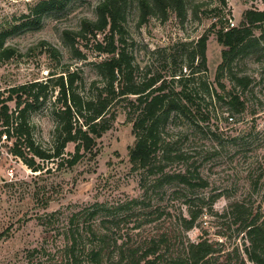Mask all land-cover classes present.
Masks as SVG:
<instances>
[{
  "label": "rangeland",
  "instance_id": "rangeland-1",
  "mask_svg": "<svg viewBox=\"0 0 264 264\" xmlns=\"http://www.w3.org/2000/svg\"><path fill=\"white\" fill-rule=\"evenodd\" d=\"M39 1L0 0V31L32 20L31 10ZM94 1L73 0L54 17H46L37 26L7 38L5 45L14 50V55L0 62V90L44 82L51 72L69 68L77 69L82 77L77 83L79 94L92 95L96 86L101 85L94 63L104 56L97 55L90 45L82 44L79 48L86 59L76 58L67 51L60 32L76 28L83 16H91ZM192 3L198 7L193 11L191 4L188 5L183 21L174 12H169L167 20L161 22L150 17L140 27H137L136 10H131L124 46L132 55L134 75L141 79L155 74L168 75L174 70L180 74L181 70V74L189 76L195 70L196 62L191 65L188 55L197 39L206 34V72L200 75L201 79L210 82L218 93L241 94L245 109L236 115L223 102L210 103L206 99L199 104L200 113L208 112V121L200 120L199 115V120L196 118L194 123L181 117L169 122L163 138L172 143L181 159L167 165L166 171L191 172L197 168L206 185L193 191L176 183L156 189L152 203L165 209V215L156 223H149L157 218L155 208L147 217L144 213L124 212L128 214L126 220L121 219L124 215L119 213L117 226L112 231L114 238L110 235L118 244L126 239L136 240L138 235L132 228L137 222L144 224L140 229L142 235L165 229L170 231L169 244L174 248L186 239L197 242L204 230L207 238L214 240L220 224L209 214H203L196 227L186 233L176 229L175 217L180 210L185 214L184 196L188 194H192L194 200L220 194L211 206L213 213L221 214L230 202L241 200L253 213L264 215V55L242 59L241 54L236 55L230 63L231 73L224 71L221 78L225 90H220L215 82L223 50L217 42L216 30L220 26L231 27V23L237 26L245 10H264V0H194ZM220 21L223 22L221 25ZM97 39L102 40V35ZM48 46L58 50L60 57L57 60L46 52ZM232 74L247 78L244 90L236 87L231 80ZM189 88H196V84ZM51 94L55 92H47L48 96ZM7 104L14 111V102ZM48 107L41 105L27 117L34 140L44 148L51 144L54 127ZM196 108L194 105L192 110ZM11 144L12 140L8 141L5 145L7 154L0 155L4 166V177L0 181V264H67L71 258L67 247L71 240L68 222L73 213L95 203L117 207L141 194L139 178L142 170L133 169L128 160L129 148L134 144L131 123L120 110L110 129L96 140L91 152L71 168H57V161L44 162L43 171L33 173L10 153ZM64 152L65 158H69L74 153V145L68 144ZM8 169H12L11 176L7 175ZM174 190L181 194L173 196ZM207 202L194 203L207 206ZM227 225H222L221 232H226L227 244L234 245L239 242V236L226 229ZM95 244L101 245L92 236L78 239L80 264H92L88 254Z\"/></svg>",
  "mask_w": 264,
  "mask_h": 264
},
{
  "label": "trees",
  "instance_id": "trees-1",
  "mask_svg": "<svg viewBox=\"0 0 264 264\" xmlns=\"http://www.w3.org/2000/svg\"><path fill=\"white\" fill-rule=\"evenodd\" d=\"M72 1L41 0L31 10L34 16L32 20L1 30L0 62L14 55V50L5 45L7 38L37 26L46 17H54ZM192 1L95 0L91 16H83L76 28L62 29L61 40L67 51L76 58L86 59L79 48L82 44L90 45L97 55L104 56L94 63L101 85L96 86L92 95L79 94L77 83L82 81V77L77 69L69 68L58 73L51 72L44 82L0 90V136L4 135L7 142L12 140L10 153L33 173L43 171L44 162L57 161V168L76 165L86 153L91 152L96 140L110 129L119 110L131 123L134 144L129 148L128 160L133 169L138 167L142 170L139 178L141 194L117 207L95 203L73 213L68 222L71 240L67 247L71 258L67 264H80L78 239L91 236L101 244H95L88 254L92 264H103L104 261H108L107 264H264V215L261 212L253 213L241 200L230 202L221 214L213 213L211 206L220 194L198 200H194L192 194L185 195V214L180 210L175 217L176 229L186 233L196 227L203 214L215 216L220 225L214 240L208 239L204 230L197 242L186 239L174 248L169 244L170 231L165 229L142 235L140 229L144 224L141 222L132 228L138 235L135 241L126 239L118 244L117 239L110 236L114 238L112 231L117 226L115 223L119 213L120 216L124 215L121 219L126 220L128 214L124 212L144 213L147 217L153 214L150 210L155 208L157 218L149 223H156L165 215L164 208L161 210L159 205L152 203L156 189L171 183L182 185L189 191L205 187L197 168L191 172L166 171L167 165L181 159V155L172 148V143L163 138V131L170 121L181 117L194 123L196 118L199 120V115L200 120L208 121V112L200 113L199 104L206 99L210 103L223 102L233 114L244 112L241 94L218 93L210 82L200 77L206 72V34L197 39L188 55L191 65L196 62L195 70L189 76L181 74V70L180 74L174 70L168 75L155 74L141 79H136L134 75L132 55L124 46L126 22L131 10H136L137 27L146 24L150 17L163 22L167 20L169 12H174L183 21L188 5L191 4L193 11L198 7ZM222 23L220 21V25ZM99 35H102V40L97 39ZM216 39L223 50L215 82L224 91L221 78L224 71L231 73L230 63L236 55L241 54V59L262 58L264 55V10H245L237 26H220L216 30ZM46 52L53 60L60 57L53 47L48 46ZM231 80L241 90L248 84L244 76L232 74ZM195 84L196 88H189ZM47 92L55 94L48 96ZM10 101L14 102V111L8 107ZM45 104L49 106L54 127L51 144L44 148L34 140L27 117L31 111ZM194 105L197 107L195 111L192 110ZM228 119L232 120L231 117ZM68 144L74 145V153L65 158L64 149ZM180 191L174 190L172 195L181 194ZM199 200H207V206L194 203ZM80 219L82 223L79 224ZM225 223L228 224L226 229L233 230L239 236L238 243L227 244L229 238L226 232H221Z\"/></svg>",
  "mask_w": 264,
  "mask_h": 264
},
{
  "label": "built area",
  "instance_id": "built-area-1",
  "mask_svg": "<svg viewBox=\"0 0 264 264\" xmlns=\"http://www.w3.org/2000/svg\"><path fill=\"white\" fill-rule=\"evenodd\" d=\"M231 27L234 26L233 23L230 24ZM7 144V141L5 140V136L2 135L0 136V155H3V154H7V149L5 147V145ZM12 169H8L7 170V175L11 176L12 174Z\"/></svg>",
  "mask_w": 264,
  "mask_h": 264
},
{
  "label": "crops",
  "instance_id": "crops-1",
  "mask_svg": "<svg viewBox=\"0 0 264 264\" xmlns=\"http://www.w3.org/2000/svg\"><path fill=\"white\" fill-rule=\"evenodd\" d=\"M3 169H4V166H3V164H2V161H1V159H0V181L3 179V175H2V173H3Z\"/></svg>",
  "mask_w": 264,
  "mask_h": 264
}]
</instances>
